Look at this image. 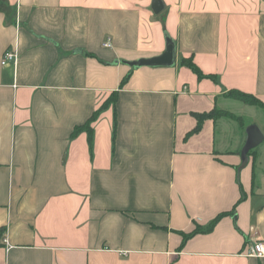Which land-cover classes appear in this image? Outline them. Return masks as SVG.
I'll list each match as a JSON object with an SVG mask.
<instances>
[{"label":"crops","instance_id":"1","mask_svg":"<svg viewBox=\"0 0 264 264\" xmlns=\"http://www.w3.org/2000/svg\"><path fill=\"white\" fill-rule=\"evenodd\" d=\"M1 1L0 264H264V141L241 159L264 124L196 131L230 91L264 102V0ZM167 37L175 65L124 63Z\"/></svg>","mask_w":264,"mask_h":264},{"label":"trees","instance_id":"2","mask_svg":"<svg viewBox=\"0 0 264 264\" xmlns=\"http://www.w3.org/2000/svg\"><path fill=\"white\" fill-rule=\"evenodd\" d=\"M4 6V2H2L0 0V8ZM183 64L185 66H187L188 68H190L195 74H197L200 78H204V75L202 74L201 70L198 68V66L194 63L193 59L190 58V59H184L183 60ZM128 81V77L125 78L122 82V86L125 85V83ZM117 95L118 93H114L111 97V99L109 100L108 103H106L103 108H105L107 106V104L109 103H114L116 101V98H117ZM228 98H235L237 100H240L241 102L245 103V104H248V105H252V106H256V107H259L261 109L264 110V102L261 101L260 99H258L257 97L253 96V95H250V94H247V93H244V92H241V91H236V90H233V91H230L227 95H226ZM99 112H96L94 113V115L92 116V118L88 121V123L83 126V127H78L76 128V130L74 131V136L77 135L79 132L81 131H84V130H88L90 129V124H92V122H94L96 120V118L98 117L99 115ZM219 118H228V119H232V120H235L237 122L240 123V125L242 127H247L248 126V123H244L243 122V119L241 117H238V116H235L234 114L230 113V112H227V111H223V110H218V109H214L213 111H211L210 113H205V114H202V115H198V119H199V124H198V127L196 129V131H199L200 128H201V123L203 120L205 119H219ZM254 150L251 151V153L253 152ZM242 200H244L246 198V194L243 192L242 193ZM231 214H234V211L232 213H224L222 215H220L217 219H215L208 227L206 228H203V227H200L198 226L192 233H189V234H184V237H185V241H187L189 238H192L194 237L195 235L197 234H202V233H208V232H211L215 226L217 225V223L225 216H229Z\"/></svg>","mask_w":264,"mask_h":264},{"label":"water","instance_id":"3","mask_svg":"<svg viewBox=\"0 0 264 264\" xmlns=\"http://www.w3.org/2000/svg\"><path fill=\"white\" fill-rule=\"evenodd\" d=\"M152 7L154 12L159 14L164 9V4L161 0H154ZM115 63L118 62L116 61ZM124 63L137 69L143 66H173L176 63V44L170 37H167L166 51L164 54L138 61H125ZM246 135L247 139L241 152L242 168L248 165L250 152L260 146L264 141V133L256 124L249 125L246 128Z\"/></svg>","mask_w":264,"mask_h":264},{"label":"rangeland","instance_id":"4","mask_svg":"<svg viewBox=\"0 0 264 264\" xmlns=\"http://www.w3.org/2000/svg\"><path fill=\"white\" fill-rule=\"evenodd\" d=\"M231 99L238 102L236 106H234L233 112L235 113H233L232 111H227V112H230L234 114L235 116L241 117L244 123H249L253 120L254 122L260 123L262 125L264 124V110L263 109L256 107V106L245 104L241 102L240 100H237L236 97L231 98Z\"/></svg>","mask_w":264,"mask_h":264},{"label":"built area","instance_id":"5","mask_svg":"<svg viewBox=\"0 0 264 264\" xmlns=\"http://www.w3.org/2000/svg\"><path fill=\"white\" fill-rule=\"evenodd\" d=\"M104 46L106 48H112L111 40H108ZM19 60V52L17 48L8 50L3 57L2 64L3 66L8 65L9 63H14L15 65L18 64ZM250 256L256 257V258H264V241H258L254 244V246L251 249V252L249 253Z\"/></svg>","mask_w":264,"mask_h":264}]
</instances>
